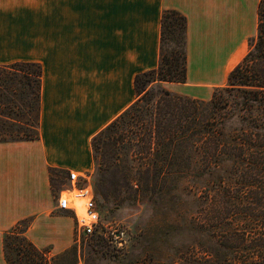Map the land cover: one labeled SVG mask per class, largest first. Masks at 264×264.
Instances as JSON below:
<instances>
[{
    "label": "crops",
    "instance_id": "1",
    "mask_svg": "<svg viewBox=\"0 0 264 264\" xmlns=\"http://www.w3.org/2000/svg\"><path fill=\"white\" fill-rule=\"evenodd\" d=\"M258 1L0 0V64L40 67L37 136L0 141V264L15 226L47 256L72 244L73 217L55 208L51 177L93 167L90 138L135 100V75L158 63L162 11L185 17V78L160 86L208 100L247 51Z\"/></svg>",
    "mask_w": 264,
    "mask_h": 264
},
{
    "label": "trees",
    "instance_id": "2",
    "mask_svg": "<svg viewBox=\"0 0 264 264\" xmlns=\"http://www.w3.org/2000/svg\"><path fill=\"white\" fill-rule=\"evenodd\" d=\"M256 11V33L247 51L227 73L226 84L200 100L160 86L185 78V17L163 10L158 63L133 81L136 97L146 84L154 86L153 105L143 111L135 99L90 138L93 190L99 196L100 171L112 167L124 141L134 146V156H147L146 176H140L146 185L148 180L193 185L192 210L177 200L173 223L181 230L189 215L194 239L205 242L174 248L171 264H264V0ZM39 81L36 63L0 64V141L37 136ZM134 120H141L139 130L131 128ZM68 250L47 256L16 226L2 238L6 264H59L55 259Z\"/></svg>",
    "mask_w": 264,
    "mask_h": 264
},
{
    "label": "rangeland",
    "instance_id": "3",
    "mask_svg": "<svg viewBox=\"0 0 264 264\" xmlns=\"http://www.w3.org/2000/svg\"><path fill=\"white\" fill-rule=\"evenodd\" d=\"M150 86L146 84L143 90H138L135 98L143 111L144 107L152 106L156 98L155 88ZM140 117L145 119L143 114ZM140 123L141 120H134L130 126L133 130H139L136 126L140 127ZM122 144L112 167L100 171L101 196L93 190L96 177L94 163L89 170L101 222L105 225L102 229L108 238H91L78 249L71 244L66 254L55 259L57 263L171 264L174 248H184L194 240L205 242L202 236L203 239H194L196 236L191 233L188 225L189 215L185 217L181 230L175 229L173 223L177 200L187 202L186 210H192L194 191L190 181L174 185L168 180L164 183L148 180L146 185L145 179L142 177L141 180L140 176H146L147 156L143 153L134 156V146L130 147L125 141ZM149 173L151 175V170ZM51 178L54 192L66 187L64 174L53 175ZM111 194L115 197H111ZM119 231L122 233L118 234ZM163 231L166 234H162ZM159 254L166 255L165 259H158Z\"/></svg>",
    "mask_w": 264,
    "mask_h": 264
},
{
    "label": "built area",
    "instance_id": "4",
    "mask_svg": "<svg viewBox=\"0 0 264 264\" xmlns=\"http://www.w3.org/2000/svg\"><path fill=\"white\" fill-rule=\"evenodd\" d=\"M90 171L66 172L67 185L54 197L55 208L69 210L73 217L72 244L78 249L82 243L106 233L102 226L100 211L95 200ZM122 231H119L118 234ZM117 235V233H115Z\"/></svg>",
    "mask_w": 264,
    "mask_h": 264
}]
</instances>
